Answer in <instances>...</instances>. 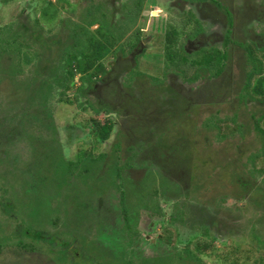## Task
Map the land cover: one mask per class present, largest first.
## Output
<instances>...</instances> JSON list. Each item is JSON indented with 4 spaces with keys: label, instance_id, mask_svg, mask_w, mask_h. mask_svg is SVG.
<instances>
[{
    "label": "trees",
    "instance_id": "1",
    "mask_svg": "<svg viewBox=\"0 0 264 264\" xmlns=\"http://www.w3.org/2000/svg\"><path fill=\"white\" fill-rule=\"evenodd\" d=\"M36 1V7L40 8L39 18L32 20L33 27H36L35 33L41 35L44 26L42 22L51 24L58 18L59 31L62 34L59 36L60 38L51 39L48 43V40H40V36H33L34 32L29 34V39H24L28 30L22 22L17 26L10 24L0 28V83L13 87V90L8 91L6 95L5 109L0 110L2 112L0 113V138L6 134H15L29 140L31 145L36 142L35 149H42V152L39 153L41 162L38 164L41 167L50 166L52 169H56L59 173L58 188L65 186L69 190L62 196V201L65 199L68 204H77L76 202L81 200L83 194H85V198H90L87 201L99 204L98 201L108 197L109 192H117L116 204L121 212L120 220L122 221L117 239L122 238L123 243L102 246L98 241L95 242L93 239L87 238L81 240L80 246H77L80 236L85 238V232L78 233L75 229L69 232L65 229L63 234L70 239L67 242L66 239L56 241L46 232L26 228L24 212L22 213V208H20L24 194L23 190L17 189L16 183H20L21 178H19L12 184V187L8 181L9 190L4 185H0V257L3 254L8 255L9 249L14 253L17 249L35 253V246L45 243L50 249L44 248V251L52 255L48 264H56L52 260L56 252H60L65 264H83L93 261L102 264L96 258L99 253L96 254L95 249L119 257L120 264H134L133 256L135 254L131 246L138 234L130 222L135 221V214L143 210L149 216L150 222L147 228L153 231L158 226L163 231L157 237L155 246L156 250L163 251L161 257L156 261L157 263L204 264V259L212 258V264H264V216L262 219L259 218L262 228H259L261 224H257L256 227L254 224L246 232L247 229L244 228L242 231L234 221L236 224L232 223L230 228L226 227L224 233L218 231L216 213L212 215V209H210L215 201L203 202L197 199L200 193L206 194L207 192L200 188L201 181H197L198 183L195 181L198 179V174L191 170V168L194 169V166L191 163L190 153L182 146L187 137L184 134L174 136L177 129L171 131L172 136L167 135V139L170 140H164L165 137L164 139L163 136L161 137L163 140L159 154L150 149L151 156L144 154L146 161L149 162L154 158L158 163V171H152V173L156 174L158 179L161 178L164 183L166 199L171 201L170 211L164 213L161 210V213H156L153 211L154 209H148L141 203L142 198L138 203L127 201V192H131L128 187L133 184V189L136 188L135 185L140 184L142 178L146 176V172L139 173V170H136L133 165V153L136 154L135 156H142L144 142L141 136L134 135L132 132L146 133L149 131L150 133L158 128L165 129L170 118L167 116L170 112L166 114L165 108L160 109L159 107L166 103L176 105L172 108L173 112H176L177 109L181 110L182 106H184L182 110L185 111L188 107L186 102L190 101L185 100L184 97L190 96L192 99H196L189 103L192 104L190 107L194 109V117L201 116L198 112L201 108L203 114L208 113L204 114L205 117L201 120L198 129L201 130L202 145L204 143V146L207 147L214 142L227 143L236 141L234 137H239L240 142L235 144V153L236 160L244 169V176L240 175L235 181L238 187L234 192L236 195H233V199L237 197L239 199H235V201H239L243 197L245 200L247 195L261 194L260 198L254 196L255 199L252 203L255 210L258 211V207H260L264 212V178L260 182L262 188L253 185L255 179L264 175V68L263 61L260 59V53L262 54L264 46L258 47L254 37L255 40H252V43L244 42V45L247 44V47L244 48L241 39L235 38L232 33L227 32L224 34L221 46L209 45L200 46L197 49L192 47L186 49L185 41H193L196 38L198 40V36L203 33L202 26L197 25L195 29H189L191 31L186 34L188 38L186 40L185 37L180 36V32L174 24H169L161 48L163 71L146 76L141 69L143 62H138L140 54L135 56L136 64L134 62L131 64L128 59L126 60L128 55L141 49L140 34L136 32L132 35L131 33L126 38L127 41L123 42L122 39L127 35V32H131L130 28L123 29L120 25L107 21V17L100 16L98 14L101 8L99 4L92 3L87 8L79 9L78 22H72L69 19H59V8L64 9V5L70 7L69 0ZM151 1L153 4L154 0ZM263 2L264 0H261L259 4L262 6ZM141 5L139 2L135 5L138 15ZM227 16L230 18V14ZM259 22L260 20L256 21V23ZM96 24L98 27L91 30L90 28ZM245 24L246 21H244V26ZM245 30L250 31L249 27H245ZM258 36L262 38L261 34H256V37ZM180 37L184 38L181 44L179 43ZM36 39L41 44V54H37L36 50L35 54V51H32V44L28 41L34 43ZM110 58L113 60L111 64L114 63L112 71H108L106 65V61ZM239 58L243 61L245 58L246 64L250 65L249 71L244 72V68L240 69ZM33 61H36L33 64L34 74L23 81H16L23 67L28 66L29 63L32 65ZM117 61L123 65L122 69L128 71L124 77H117L120 65ZM115 62L117 67H114ZM231 65L240 70L241 77L244 76V80H242L244 83L238 84L239 88L237 87L234 91L228 89V83L235 84L233 82L235 78L230 70ZM237 77L241 78L238 75ZM76 78H78L79 84L75 82ZM119 78L122 80L121 82ZM226 78L228 79L226 84L216 83L226 80ZM97 83H103L106 87L102 91L105 93L104 98L98 96L97 89H94ZM174 83L182 85V88L171 86ZM206 86L208 87L207 92L213 95L209 94L208 97H204L205 94H203L200 97L195 91L194 95L192 94L193 89H204ZM219 86L221 93L219 98H216L215 93L218 91L213 88L219 89ZM107 89L111 91L108 92ZM69 90H73V99L65 96V92ZM188 90H190L189 94ZM228 95L232 97L233 102H224ZM55 96H57V102L66 106L76 103L77 108L87 113L88 118L84 122L77 123L76 126L80 127L81 125L82 128L89 130L91 146L83 154L74 153L67 160L59 155L53 162L50 159V152L54 148L48 142L49 139H44V134L48 133L49 138L57 139L58 132L50 108V102ZM100 110L105 114L115 113V115L106 116L102 122L96 119ZM91 111L94 112V115L90 114ZM121 116L129 117L130 132L128 127L118 130L117 139L115 138L117 141L112 145V151L110 150L109 153L100 152L95 155L94 152L98 150L99 144L105 145L114 138L117 126L114 121ZM5 119H9V121L5 122ZM196 126L197 124L194 125V127ZM126 139L128 141L124 142ZM124 144L127 145L125 149L122 148ZM132 147H135L134 151ZM104 150L107 151V149ZM121 151L127 155L133 153L131 156L125 157ZM33 164L29 163V167L34 170L28 169L23 178H28L29 186L34 188L38 184L39 177L36 166L34 167ZM30 175L31 177H28ZM178 179L182 183L175 181ZM76 181L78 182L76 183ZM73 182L74 184H72ZM254 186L256 187L253 189ZM7 190L9 192L8 199L5 197ZM17 193L22 195L18 197ZM10 200L12 204L9 203ZM56 206L58 207L57 203ZM90 206L92 207V205H88L87 210ZM201 206L204 207V212L199 209V213H197L196 210ZM188 207H190V212ZM85 208L86 206L83 209ZM183 208L184 210L181 211ZM51 211H46L48 216L51 215ZM32 216L38 217L39 213L36 211ZM12 218L15 219L12 221ZM96 218L98 221L94 222L93 229H96L99 234L103 233L106 224H103L102 216L97 215ZM57 223L52 221V223L46 224L56 225ZM78 223L80 227L82 223L85 224L84 222ZM17 224H21L20 229ZM86 224L88 227L90 226L89 222ZM61 226L66 227L63 222ZM234 227L237 228L234 229ZM151 232H147L148 236L151 235ZM87 242L94 245L93 251H89L90 248L86 246ZM216 242L220 245L219 249L212 246ZM151 247L154 248L152 245ZM9 256L13 257L10 253ZM18 258L20 260L16 264L19 261L22 262V258L19 256ZM146 259H140L135 264H146ZM1 262L2 259H0V264H2ZM10 262L8 264L14 263Z\"/></svg>",
    "mask_w": 264,
    "mask_h": 264
},
{
    "label": "rangeland",
    "instance_id": "2",
    "mask_svg": "<svg viewBox=\"0 0 264 264\" xmlns=\"http://www.w3.org/2000/svg\"><path fill=\"white\" fill-rule=\"evenodd\" d=\"M43 1L45 2V0ZM49 1L54 2L55 0H49ZM157 1L158 2L163 1L164 3V1L169 2L170 0H157ZM36 2H37L36 0H0V27L6 26L7 24H11L13 22L15 25H17L22 20L23 22L26 21L27 23L26 25L28 27L27 33L31 34L34 30L33 25H32V20L34 17L39 16L40 7H36L37 6ZM234 2L236 5L241 6L242 4V0H236ZM260 2L261 0H248L246 5L252 7L255 3L256 5H258ZM70 3L74 4L78 8L84 7L87 4L86 3L84 5L85 1H82V0H70ZM171 4H175V2L172 0V2L169 3V5ZM246 5H245V0H244V10L249 11L250 8L247 7ZM186 6L187 5L183 7L184 10L188 8V6L187 7ZM262 7L264 9V4L262 5ZM263 9H261V12L259 11L260 9H257L255 12L251 10V12H253L251 14L255 16V20H253L250 24H248L249 22L247 20L244 26V28L249 27L250 31H244V28H241V32L239 33V35L244 36V39L242 40V44L244 48L247 47V44L244 45V42L245 43L248 42L250 44L252 43V40H255L254 37L256 38L258 47L264 46V11ZM69 10L70 9H68L67 5H64V9L59 8V14H60L59 19L61 18L63 20H66L67 15H69ZM220 11L224 12L223 10H220ZM144 13L147 19V23L144 26L146 33L144 34L151 35V39L149 40L148 43H146V45L149 48L147 50L148 55H155V54L160 55L161 54V51L158 48H156V46H158L157 37H159L160 40H162L164 37L163 32H161V29H159V25H160L159 23L161 20H164L165 24H167L170 21V19L173 18V24L175 25V28L180 32V36H183L186 38V40H188L186 34H188L191 30L187 29L186 26H188L189 19L193 20V16L191 12L185 14L184 12H179L178 9H170L168 5H162L159 7L153 6V9L151 11L147 9L145 10ZM78 17H79V11L75 10L74 16L71 20L75 22L77 21ZM256 19H259L261 23H256V21H258ZM58 23H59L58 18L56 19L55 22L51 24L49 23L45 24L44 22H42L44 26H43V31H41V35H40L41 39L47 38V40H51V39H55L61 36L62 33H60L59 31L60 27L58 26ZM93 29H95V27H93L92 30ZM134 30L135 29H133L131 32L128 31L129 33L127 32V35L122 39L123 42L124 40L127 41L126 38H128L131 33L132 35H134ZM219 31H221L219 29V25L213 26V28L209 30V32H214V33L219 32ZM27 33L24 36V39L28 38ZM256 34H261L263 39L259 36L256 37ZM183 37L179 38L180 44L184 41ZM216 38H219V37L216 36ZM190 39H192V37H190ZM199 41H202V40H199ZM199 41L197 43H199ZM214 42L218 43L217 41H214ZM152 46L154 48H151ZM33 50H34V47L32 45V51ZM143 59L145 61L147 58H143ZM260 59L263 61V68H264V50L262 54L260 53ZM239 60L241 59L239 58ZM155 61H153V63H155ZM146 63L147 64H143L141 66V69H143L142 73L144 75L149 76L152 73H154V72H151V70L156 71L157 69H156V65L150 63V61L149 63L148 62ZM33 64L34 62L32 63V65L31 63H29L28 66H24L21 73L18 74L16 81L17 80L23 81V79L29 78L30 75H33L34 69H35V67H33ZM159 65L160 64H157V66ZM239 66H240V69L244 68V72L249 71L250 65L248 63L246 64L245 58H244V64L243 62H241ZM230 70L232 72V76H234L235 78L233 81L235 82V84L228 83V89L230 91H234L236 90L237 87L239 88L238 84L242 85L244 83L242 81L244 80V76L242 75L241 77L240 70H238V68L235 69V67L232 65L230 66ZM236 74L240 76L241 78H238ZM227 82H228V79L226 78V80H222L216 83H220L224 85ZM171 86L175 88L177 87L182 88L181 87L182 85L177 84V83L171 84ZM213 89L218 91L216 92L214 90V92H216L215 93L216 98H219L218 96H220V93H221L220 86H219V89H216V88H213ZM12 90H13V87L11 85L7 86L3 84L2 86H0V100L1 98L4 100L6 98V95L8 94V91H12ZM72 91L73 90H70L69 92H67L65 96L71 98L73 96ZM206 93L207 94H205L206 96L204 97L209 96V92L206 91ZM231 98L232 97L230 95L226 96V98L224 99V102L225 103L233 102ZM51 105L53 107L52 111H53V115L55 119V125L59 131L57 140L58 141L62 140L61 142L62 148H64L65 143H66V144H69V147H70L69 154H71V156L74 153L83 154V152H85V150L88 147H90L88 145H89V141H91L90 140L91 138H89V136H86V137L81 136V133H82L81 130L77 131L76 128L72 127L71 129L70 127H67L69 126L67 122H69V124H72V125L80 123V122H84L88 118V115H86L84 112H81L77 108L76 103H74V105L70 108L66 105L57 103L55 101L54 102L52 101ZM155 106L157 107V105ZM174 106L176 105L164 103L161 105V107H159L160 109L165 108L166 114L170 112L169 115L167 116V117H170L169 121L167 125L165 124L166 130L158 128L154 132H150V133L148 130H147L148 132L146 133H140L139 131L132 132V134L139 135L143 139L144 137H146V139L144 140L142 139V141L144 142L143 143L144 152L142 153V156L141 155L135 156L136 154L132 152L133 153L132 160L134 161L133 165L135 169L139 170V173L141 171L146 172V176L142 178L143 180L141 181L140 184L135 185L137 186L136 188L133 189V184L128 187V190H131V192H127L128 193L127 201L131 203H138L140 201V198H142L141 203L143 205H146L148 209H154L153 211H155L156 213H161V210L164 213H166V211H170L171 201H167L166 199L167 196L165 193V188L163 189V187H165L164 183L161 180V178L158 179L156 177V174L152 172H147L149 165H147L146 163L147 161L145 160L146 157H144V154L151 156L152 154L149 152L150 150L157 151L159 154V151L161 150L160 145L162 144V140L164 139V137H165L164 140H170L169 138L167 139V135L172 136L171 131L173 129H177V132L174 133V136H178L179 134H184L187 137V140L185 141V143H182V142L181 143L183 144L182 145L183 148H185V150L190 153L189 156L191 157V163L194 166V169L190 167L191 170H193V173L196 172L198 174V179L195 181L196 183H198L197 181H201L202 183L201 185H199L200 188L205 189V191L207 192L206 194L200 193L197 196V199H200L203 202H207L211 200L215 201L214 205H212L213 207H211L210 209H212V213H211L212 215L213 213H216L215 216L217 218L218 231H220L221 233H224L225 228L226 227L230 228V225L234 223V221L239 225L237 227H240L242 231H244V228L247 229L246 232L249 230V227L251 225L255 224V227H256L257 224L258 225L261 224V221H259V218L261 219L263 218L264 212L261 211L262 209L260 207H258V211L255 210V207L252 203V201L255 199L254 196L257 198H260L261 194L252 195L253 198L252 196L247 195L245 200L243 197L240 198L239 201H235V199H239L237 197L233 199V195H236L234 194V192H236V188L238 187L237 186L238 184H236L235 181L237 178L240 177V175L244 176V169L240 167L241 164L238 162V160H236V153H235V148H236L235 144L236 143L239 144L240 142L239 137L238 136L234 137V140L236 141H229L227 143L214 142L213 144L208 145L206 147L204 146V143L202 145V139H201L202 137L200 134L201 130H198V129H199L201 120H203V118L205 117L204 114H208V113L203 114L202 108H201L198 111L201 114V116L197 118L193 116L194 109L192 107H187V109H185L184 111L182 110L184 106H182L181 110L177 109L176 112H173L172 108ZM183 112L184 114H182ZM224 113H227V112L224 111ZM189 114H190V117H189ZM75 116H77V118H74ZM124 124H125V127L128 126V124L126 125L125 122ZM196 124L197 126L194 127V125ZM83 130L87 131L86 128H83ZM166 131L169 133L167 134ZM162 136H163V139H161ZM49 137L50 135L48 133L44 134V139H49ZM79 137H81V139L76 140V138H79ZM115 141L116 139L114 138L108 141L103 146V150L107 149L106 153L107 152L109 153ZM127 141L128 140L126 139L125 142ZM16 145L17 144H15L13 149H8L9 151H12V154L19 153L20 144L17 145L18 147H16ZM126 147H127L126 144L122 146L123 149H125ZM135 147H132L133 151ZM23 150L25 154V151H28V147L25 146ZM98 150H101V148H99ZM30 153L31 152H29V154ZM29 154L28 155L21 154L18 156L20 159H22V157L24 156L29 157ZM65 155H67V152L65 153ZM40 157L41 156H36V157H33L31 160L27 159L25 161L24 167H28L29 163L31 164H33V162L35 163ZM151 163L158 165V163L156 162L154 158H152ZM3 166L4 165H0V171L4 169ZM35 166H36L35 168H36L39 178L37 179L38 184L35 185L34 188L29 186L28 178L24 179L23 178L24 175L21 177V180H19L20 183L16 182L18 185L17 189L19 191L20 189L23 190V194H24L23 198L21 199L22 201L20 202L21 203L20 208H22V213L24 212V218H25L24 223L26 224V228L28 229L32 228L35 230L46 232L49 236H52L53 238H55L56 241H62L66 239L67 242H69L70 239L68 236H65L63 234L65 229L66 231L69 230V232L72 229H75L76 232L78 233L85 232L86 233L85 238L80 236V240L78 239L77 241V246H80L81 240H86L87 238L93 239L95 242L98 241L102 246L103 245L114 246L116 243H119V244L123 243L122 238L117 239L118 229H121L122 221L120 220L121 216L119 215V212H118V206L116 204V201H114L115 194L117 195L116 192L114 191L109 192L108 197L106 196L105 198L107 200V205L105 208L101 209V215L103 219V224H106V225H105L103 233L99 234V232H96V229H93L94 224L98 221V219L96 218L97 217L96 213L98 212L97 204L93 201H87V199H90V198H85L84 197L85 194H83L79 202L78 201L76 202L77 204H73V203L68 204V201H66L65 199L64 201H62V196H64V194L67 193L69 190H67L65 186L58 188L59 182L57 181L59 178V175H58L59 173H57L56 169L55 168L52 169L49 166L48 169L46 170L45 167H41V165L38 163H35ZM48 175H49L50 180H53V182H50L49 184H47L46 180L42 178V177H47ZM263 178H264V175L262 177L260 176L257 179H255V183L253 182L254 183L253 185H256L258 188L259 187L262 188L261 187L262 185H260V182L262 181ZM72 179L74 180V176ZM175 181L181 182L179 179ZM77 182L78 181H76V183ZM72 184H74V182ZM256 186H254L253 189ZM11 187H12V184H11ZM12 191L13 189L11 190V192ZM56 203L58 207L56 206ZM88 205H92V207L90 206V208L87 210ZM59 206L61 207L59 208ZM84 206H86L85 209H83ZM209 206L211 205L209 204ZM203 208L204 207L202 206L199 207L196 210V212L199 213V209H201L202 212H204ZM189 209L190 207H188V211L190 212ZM47 210H52L50 213L51 215L49 216L47 215L46 213ZM182 210H184V208L181 209V211ZM36 211L39 213V216L38 217L32 216L34 215ZM106 211H108V214L106 213ZM87 212H90V213L88 214ZM145 213L146 212L138 211L134 217V220H135L134 224L138 223L137 227H138L139 236H140L138 239L135 240L134 244L131 246V249L133 250L135 254L133 256L134 264L138 260L144 259V258H147L145 260L146 264H162V263H157L156 261L159 259V257H161L160 255H162L163 251H161V249L156 250L155 246L157 244V237L161 235L163 231L158 226H156L153 231L151 230L152 231L151 235L147 236L145 233H147L148 228L146 229L144 228V226L145 224L149 223V219H148L149 216H148V213L146 214ZM52 221H54V223L58 222L56 224L57 226L55 224H52V225L46 224V223H52ZM62 222L65 223L66 225L65 228L61 226ZM78 222H84L85 224L82 223V226L80 227ZM86 222H89L90 224L89 227L87 226ZM11 223L13 225V222ZM20 226L21 224H17L18 229H20ZM12 227L14 228V226ZM237 227H234V229ZM26 228H23V229H26ZM133 228L135 229L134 225H133ZM259 228H262V224L259 225ZM9 235L10 234L8 233V236ZM119 237H121L120 234H119ZM207 242H209V240H207ZM91 244L92 243L90 242H87L86 244V246L90 248L89 251L94 250L93 248L94 245L92 246ZM151 245L154 246L153 249H151ZM241 245H244V243H241ZM212 246L216 247V249L220 248V245L218 242L214 243ZM44 248H47L48 250L50 249V247L47 246V244L45 243H41V245L35 246V249H36L35 253L22 251L21 249H17L16 253H14V251L9 249L8 252L13 257H10L9 253L8 255L3 254L0 257V259H2L1 263L8 264L11 261V262H14L13 264H16V262L20 260L18 258L19 256L22 258V262L20 263L19 261L18 264H48V260L52 257V255L47 253V251L45 252ZM94 252L96 254L99 253L98 256L96 255V258L98 259V261L102 262V264H120L119 257H115L112 254L103 253L101 251L99 252L96 249L94 250ZM154 257L156 258L154 259ZM52 260L56 264H65L64 260L61 258L60 252H56L55 257L53 255ZM211 260L212 258L204 259L203 263L212 264ZM83 264H100V263L93 261V262H89V263L87 262Z\"/></svg>",
    "mask_w": 264,
    "mask_h": 264
},
{
    "label": "flooded vegetation",
    "instance_id": "3",
    "mask_svg": "<svg viewBox=\"0 0 264 264\" xmlns=\"http://www.w3.org/2000/svg\"><path fill=\"white\" fill-rule=\"evenodd\" d=\"M82 1H85L84 5L86 3L87 4L84 7L78 8L74 4H71L70 0H69V5H71V6L68 7L70 10H69V15H67L66 19L71 20L73 18V16H74V11L75 10L79 11V9L87 8V6H89L92 3L99 4L101 8L99 10L100 13H98V14L100 16H102L103 18L107 17V19H108L107 21H112L114 24H116L118 26L120 25L123 29L124 28H130L131 31L133 29H135L134 30V34L136 32H138L140 34V38L141 39H140L139 45L141 46V49L135 50V52H133L132 54L128 55L126 60L128 59L129 62H131V64H133V62H134V64H136V61H135L136 57L135 56L140 54L138 62H143V64H145L146 62L150 61V63L156 65V69L157 70L156 71L151 70V72H162L163 71V69H162L163 65L161 64L162 63V56H161L162 55V50H161V48H162V43H163V41L165 39V34L167 32L168 25L169 24H173V18H171L170 21L167 24H165L164 20H161L160 23H159L160 24L159 25V29H161V32H163V36L164 37H163L162 40H160V38L157 37L159 40L157 39L158 46H156V48H158L161 51V54L160 55L155 54V56L154 55H148L147 54V50L149 48L146 45V43H148L149 40L151 39V35L150 34H144V33H146L144 26L147 23V19L145 17L146 15L144 13L145 10L148 9V10L151 11L153 9V6H158L159 7V6H162V5H168V7H170V9H178L179 12H184L185 14L191 12L192 16H193V20H190V19L188 20V26H186V28L187 29H195V27L197 25H200V26H202L203 33L198 36L199 37L198 40L196 38V40H193V41H186V45L185 46H186V49H189L190 47L197 49V47H200V46H209V45H219V46H221L222 45V41L224 39V34L227 33V32L232 33V36H235V38H239V39L243 40L244 36L243 35H239V33L241 32V28H244V21L248 20V22H249L248 24H250L253 20H255V16L253 14H251V13L255 12L257 9H260L259 11L261 12V9H263V7L260 4H258L259 5L258 6V5H256V3L252 7L251 6H247L246 4H247L248 0H245V5L250 8L249 11L248 10H244V0H242L241 6L235 4L234 1H236V0H204V1H202V0H173L175 2V4H171V5H169V3L172 2V0H170L169 2L168 1H164V3H163V1L158 2L157 0H154L153 4L151 3L152 2L151 0H141V1H139V0H82ZM138 2L140 4H142L141 7H140L141 9H139V15L137 14V10H135V5H136V3L138 4ZM185 5L188 6V8L186 10L183 9V7ZM71 7H72V9H71ZM220 10H223L224 12H222ZM251 10L253 12H251ZM263 11H264V9H263ZM227 14H230V18H228ZM79 15H80V13H79ZM34 18H39V16L38 17H34ZM114 19H116V20H114ZM78 20H79V17H78L77 21H75V22H78ZM256 20H259V19H256ZM20 22H22L23 25L27 24L26 21L23 22L21 20ZM27 22H28V20H27ZM11 24H13L14 26L19 25V24L15 25L14 22L11 23ZM8 25H10V24H7L6 27ZM218 25H219V29L221 31L216 32V33L209 32V30H211L213 28V26H218ZM3 27H5V26H3ZM3 27H0V28H3ZM26 27H27V25H26ZM93 27H95V29H96L98 27V25L97 24L93 25L90 29L92 30ZM33 29H34L33 30L34 34H32V35L33 36H36V35L40 36L39 34L35 33L36 27H33ZM95 29H93V30H95ZM27 30H28V27H27ZM245 31H248V30H245ZM216 36H218L219 38H216ZM28 37H29V34H28ZM39 39L43 40V41H47V38L44 40V39H41V36L39 37ZM199 40H202V41H199ZM28 41H29V43H31L33 45L34 51L35 50L38 51V53L35 51V54L36 53L37 54H39V53L41 54V52H42L41 48L42 47H41V44L39 43L38 39H36V42L34 41V43H32L30 40H28ZM198 41H199V43H197ZM214 41H217L218 43H215ZM48 43H49V40H48ZM153 46L151 48H154ZM143 58H147V59L144 61ZM110 61L112 62L113 60H111V58H110V60L108 59L106 61V65H107L108 71H112V69H113V64L114 63L111 64ZM153 61H155V63H153ZM33 62H36V61H33ZM239 62H244V61H243V59H241V60H239ZM117 63H118V65L120 64L118 66L119 72L117 74L118 75L117 77H121V76L124 77L127 74L128 71L126 69H122L123 65L119 61H117ZM117 63L115 64L114 67H117ZM110 64H111V66H110ZM157 64H160V65L157 66ZM115 80H117V78H115ZM119 81L121 82L122 80L120 79ZM75 82H77L79 84L78 78L75 79ZM2 85L3 84L0 83V86H2ZM94 89H97V95L98 96L100 95L101 98L105 97L104 96L105 93H103L102 91L105 90L106 87H105V85L103 83L102 84L101 83H97L95 85ZM107 90H108V92L111 91L110 89H107ZM69 91H66L65 94L67 92H69ZM189 91L190 90L187 91L188 94H189ZM194 91L197 92L199 94V96L201 97L203 94H207L206 91H208V87L206 86L204 89H200V88L199 89L198 88L193 89V92H192L193 95H194ZM209 94L213 95L212 93H209ZM204 96H206V95H204ZM184 98H185V100H189L190 102L191 101L194 102L196 100V99H192L190 96H188V97L185 96ZM56 99H57V96H55L51 100V102L52 101L53 102L54 101L57 102ZM70 99H73V96ZM6 100H7V98H5L4 100L1 98V100H0V107H1L0 110H4L5 109ZM51 102H50V108L52 110L53 107L51 105ZM190 102H188V103L186 102L188 107H190L192 105V104H189ZM57 103H59V102H57ZM72 106H68V107L70 108ZM79 110L81 112H84L81 109H79ZM0 113H2V112H0ZM85 114L87 115V113H85ZM90 114L94 115V112L91 111ZM52 115H53V111H52ZM108 115L114 116L115 113L105 114V113L102 112V110H100V112L96 115V119L103 122L105 120L106 116H108ZM53 117H54V115H53ZM100 117H102V118H100ZM75 118H77V116ZM128 118H129L128 116H125V117L121 116L118 119L116 118L114 123L117 124V126H116V130H115L116 134L114 133V136H113L114 139L115 138L117 139V132L120 129L122 130L123 128H127L128 127V130L130 132V130H131L130 126H126L125 127V124H124V122L126 123V125L128 123H130L129 122L130 119H128ZM7 121H9V119H7V120L5 119V122H7ZM54 121H55V119H54ZM67 124L69 125L67 127H70L71 129L73 127V128H76L77 131L81 130V132H82L81 136H83V137L89 136V130L87 128H86L87 131L86 130L84 131L82 127L76 126V124L72 125V124H69V122H67ZM57 132L59 134L58 129H57ZM36 134L39 135L37 132H36ZM38 139H39V136H38ZM79 139H81V137L76 138V140H79ZM121 139H123V138H121ZM116 141H115V143H116ZM48 142L50 144H52V148H54L50 152L51 153L50 154V156H51L50 159L53 160V162L56 161V157L59 156V155H61L66 160L71 158V156H70L71 154H69V148H70L69 144L65 143L64 148H62V143H61L62 140L58 141L55 138H49ZM124 142H125V140H124ZM15 144H17V145L20 144L19 153H17V154L13 153L12 154V151H9L8 149H13ZM17 145H16V147H18ZM34 145L37 146L36 142L34 143ZM34 145H31V143H29V140H26L23 136H20V135L17 136L15 134H6V136H3V137L0 138V165H4L3 166L4 169L0 171V185L1 186L4 185V187L8 188V190H9L8 181L11 184H14V182L16 180H19V178H21L23 175H25V172L28 171V169L29 170L32 169V167H29V166H28L29 168L24 167L25 161L27 159L30 160L33 157L40 156L39 153L42 152V149H40L39 147H38L39 149H35ZM25 146L28 147V151H25V154L28 155L29 152H31V153L29 154V157L28 156L27 157L24 156V157H22V159H20L18 155H21V154L25 155L24 154V150H23ZM88 146H91L90 141H89V145ZM103 146H104V144H102V143L97 146V149L101 148V150H96L94 152L95 155H98L100 152H104V153L106 152V151L103 150ZM56 148H57V150H55ZM66 152H67V155H65ZM121 152H122V154L125 157H129L132 154L131 153V154L127 155L125 152H123V151H121ZM40 162H41V160L38 159L35 163H40ZM35 163L33 164L34 167H35ZM146 163H147V165H149V167L147 169L148 170L147 172L158 171L157 165H154L153 163H151V161H149V162L147 161ZM153 168H155V169H153ZM45 169L47 170L48 167H45ZM33 170L34 169H32V171ZM31 175H32V173H31ZM31 175L28 176V177H31ZM42 178H44L46 180L47 184H49L50 182H53V180H50L49 175L47 177H42ZM8 190L6 191V196H5L7 199H8V196H9ZM21 195H22L21 193H17L18 197L21 196ZM117 199H118V197L115 194L114 201H116V203H117ZM98 202H99V204H97L98 212L96 213V215L102 216L101 215V209L106 207L107 200L106 199H102V200L100 199ZM9 203L12 204V201L10 200ZM117 206H118V204H117ZM140 211H143V210H140ZM118 212H119V215H120L121 212H120L119 209H118ZM166 212H168V211H166ZM87 213L89 214L90 212H87ZM106 213L108 214V211H106ZM16 218H17V215H16ZM14 219L15 218H12V221ZM130 223L132 224V226L134 225L135 230H136V232L138 234L137 237L134 238V242H135V240L140 237L139 236V230H138V227H137L138 223L134 224L133 220ZM147 225H148V223L145 224L144 228L147 229ZM147 232L148 233L151 232L150 229H148ZM145 234L148 236L147 233H145ZM151 249H153V248L151 247Z\"/></svg>",
    "mask_w": 264,
    "mask_h": 264
}]
</instances>
